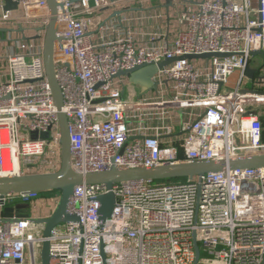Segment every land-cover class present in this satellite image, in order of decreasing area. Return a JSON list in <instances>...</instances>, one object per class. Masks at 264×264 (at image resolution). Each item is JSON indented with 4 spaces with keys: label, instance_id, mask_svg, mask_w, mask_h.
<instances>
[{
    "label": "built area",
    "instance_id": "1",
    "mask_svg": "<svg viewBox=\"0 0 264 264\" xmlns=\"http://www.w3.org/2000/svg\"><path fill=\"white\" fill-rule=\"evenodd\" d=\"M6 1L0 2L9 46L0 55V176L52 173L60 133L42 62L47 2L9 0L16 10L3 11ZM55 1V75L75 172L264 153V63L251 56L264 50V0ZM216 53L230 56L181 59ZM170 58L176 60L152 77L155 91L136 86L140 95L126 96L128 80L118 72ZM249 68L256 70L251 79ZM111 189L115 209L101 223L97 198L110 190L74 188L67 208L78 222L51 231L50 264H104L102 253L105 264H194L195 243L197 264H264V168ZM45 199L35 192L0 198V213L29 209L20 212L28 218L0 222V264H41L43 227L29 221L49 218L59 194L49 196L48 210L41 209Z\"/></svg>",
    "mask_w": 264,
    "mask_h": 264
},
{
    "label": "water",
    "instance_id": "2",
    "mask_svg": "<svg viewBox=\"0 0 264 264\" xmlns=\"http://www.w3.org/2000/svg\"><path fill=\"white\" fill-rule=\"evenodd\" d=\"M48 6V13L50 20L45 28V35L42 44V62L45 72L47 84L50 86L52 101L57 109V120L59 125L60 139L59 167L55 172L48 174L30 173L26 175H12L0 176V198L6 195L13 194H30V193H48L56 192L59 194V201L53 213L49 218L45 219H31L29 222L43 227L42 242L39 259L41 264H50V244L49 237L53 228L62 223H77L78 218L75 215L68 213V203L74 192V188L85 185H104L110 190L109 193L101 195L97 198L99 203V221L102 223L112 217L115 209L116 199L111 192L114 185L125 182L149 181L161 182L170 181L172 179H190L192 177H203L207 174H216L225 172L227 170H243V169H261L264 168V153L259 155H247L241 158H229L221 161H207V162H189L176 163L172 165L154 166L152 168L139 167L136 169H122L111 167L108 170L101 171V173H87L79 174L71 167L70 148L71 142L69 137V122L65 114L62 112V92L60 85L57 83L55 75L54 57H55V42L59 39L56 35V1L46 0ZM17 6L11 1L4 3L3 11L16 10ZM229 54H204L201 56L187 55L181 59H204V58H222L229 57ZM253 58L264 57V50L252 52ZM174 58L164 60L163 62L151 65L136 66L129 71H120L116 77H126L131 85L137 86L143 92L155 91L157 84L152 81V77L163 69ZM256 70L249 68L246 71V77L251 79ZM35 137V134H32ZM40 138L47 139L48 133L40 134ZM29 211L27 205H15L13 208H3L0 213V222L7 223L13 217L28 218V214L22 215L21 211ZM195 262L199 260V249L197 244H194ZM105 256L102 253V260L105 264Z\"/></svg>",
    "mask_w": 264,
    "mask_h": 264
},
{
    "label": "rangeland",
    "instance_id": "3",
    "mask_svg": "<svg viewBox=\"0 0 264 264\" xmlns=\"http://www.w3.org/2000/svg\"><path fill=\"white\" fill-rule=\"evenodd\" d=\"M154 5L155 6H159L158 3H154ZM35 34H36V32H34V31L27 32V36L33 37ZM200 60H204V59H200ZM253 63H260V64L264 63V57L258 56V57L253 58ZM116 80H118V79H116ZM124 82H125V87H126V96H132V97H134V96H139L140 95V91L137 89L136 86L129 85V83L127 81H124ZM243 86L245 88H251V86L248 85V82H244ZM48 193H47L48 196H45L43 194L42 195L40 194L44 198H47V199H45L46 204L43 207H41V209L45 208L46 210H48V208H47L48 207V203H49L48 202V198H49V196H52V195L56 194V192H48Z\"/></svg>",
    "mask_w": 264,
    "mask_h": 264
},
{
    "label": "crops",
    "instance_id": "4",
    "mask_svg": "<svg viewBox=\"0 0 264 264\" xmlns=\"http://www.w3.org/2000/svg\"><path fill=\"white\" fill-rule=\"evenodd\" d=\"M1 2V0H0ZM0 12H1V9H0ZM135 14H142V12L140 11H136L134 12ZM6 40V32H4L3 29L0 28V55H3L5 54V52L7 51L6 48H8L9 46H5L4 42Z\"/></svg>",
    "mask_w": 264,
    "mask_h": 264
},
{
    "label": "trees",
    "instance_id": "5",
    "mask_svg": "<svg viewBox=\"0 0 264 264\" xmlns=\"http://www.w3.org/2000/svg\"><path fill=\"white\" fill-rule=\"evenodd\" d=\"M262 120V124H263V127H264V118L261 119ZM186 179H172L170 181H161V182H155V183H158V184H172V183H182V182H185ZM45 195V196H48L47 193H41V195Z\"/></svg>",
    "mask_w": 264,
    "mask_h": 264
}]
</instances>
